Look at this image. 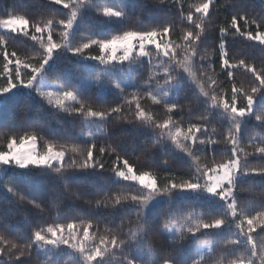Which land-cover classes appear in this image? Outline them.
I'll return each mask as SVG.
<instances>
[{
    "label": "snow or ice",
    "instance_id": "snow-or-ice-1",
    "mask_svg": "<svg viewBox=\"0 0 264 264\" xmlns=\"http://www.w3.org/2000/svg\"><path fill=\"white\" fill-rule=\"evenodd\" d=\"M51 2L69 10L66 18L49 19L43 23H33L25 14L10 13L0 18V29L13 36L28 38L34 42L33 47L39 46L38 59L35 63L30 60L22 61L17 58L15 51L8 52L6 35L0 34V55L4 60L3 69L0 71V78L4 80V83L0 84V97L4 98L2 103L15 100L18 92L13 96L9 94L13 89L23 88L28 90V95L34 94L42 103L46 102L57 114L62 113L69 117L82 116L96 123L97 131L100 133L105 132L107 122L119 117L137 130L142 129L155 136V142L150 146L146 145L145 152L163 149L165 145L174 146L193 160L194 171L188 179L180 182L175 178L167 179L161 186L151 171H137L134 165L120 154L118 144L97 148L94 137L85 143L83 149L75 145L68 148L66 145L48 143L46 151L41 153L37 151L38 131L34 130L24 135L10 134L6 141V149L0 150V169L5 166H14L9 169L12 171L16 168L28 169L29 172L39 169L40 175L55 174L59 180H65L69 171L73 175L79 172L87 173L89 170H103L105 163L102 158L107 153L115 155L111 169L114 176L119 180L134 182L139 187L128 194L105 195L103 199L95 200L96 208L131 209L126 231L124 218H121L117 226L120 231L108 228L107 235H100L98 229L93 231L92 221L81 222L79 226L75 222L49 223L46 226H37L29 231L26 237L22 232L11 233L9 225L0 224V264H25L24 258L31 257L33 251L42 252L47 257L44 264H58L55 257L59 255L69 256L71 264H112L117 255L121 258V264H144L141 253L151 234L149 214L160 202L169 206L166 222L159 229L167 245V251L155 264H212L216 255L215 247L206 245L205 251L198 250V258L192 259L191 262L185 258V248L188 242H199L205 233L215 235L226 229L235 231L224 240V258L218 264H264V244L257 243V234L264 235V207L255 215H251L241 208L238 196V190H247L240 188L244 178H264V164L253 166L249 163L250 157H258L264 161V139L256 142L257 138L254 137L250 140V146L254 149L252 152H246L240 143L243 128L247 126L249 120L254 119L258 126L264 129V69L258 70L245 59L230 63L226 42L223 40L228 34V28L221 27L220 63L222 70H226L227 77L232 82L230 96L217 92V80L213 77L209 76L207 81L196 77L194 64L204 34L203 18L209 15L210 7L215 0H202L193 11L184 16L188 24L198 31H186L182 37L184 41L182 46L169 38L173 25L166 19L150 29L124 30L122 34L111 38L94 34L77 42L74 39V26L82 23V10L90 9L100 18V25L107 23L110 26L122 25L127 19L126 12L106 3L97 5L94 0ZM166 2L167 0H159L160 4ZM172 2L176 4L178 0ZM238 19L243 20L245 26H248L247 16L237 14L232 16L229 27L248 40L258 41L264 45L262 24L252 21L256 27L253 34L252 31H241ZM57 27L59 40L54 39ZM149 46H152L151 49ZM93 48L98 49V54H88ZM66 54L91 61L98 66L94 79L91 74L86 78L77 77L80 86L97 92L108 89L114 92L122 103L96 110L91 104H86L79 98L81 93L75 86L64 83L56 91L46 90V77L55 72L60 63V56ZM154 57L163 71L153 72L146 81L148 87L142 94L139 91L133 92L129 99L128 89L138 87L130 75L133 65L142 64L145 59L151 64ZM199 59L203 61L205 57L200 56ZM115 66H121V70L128 73L129 78L121 80L110 73L109 69ZM241 68L251 73L253 78L248 89L237 87L234 83V70ZM187 78H191L198 89L197 100L208 105L209 111L219 110L230 125L223 139L229 152L228 158L221 159L218 163L214 160L212 164L204 167H201L199 157L195 155L196 150L211 148L221 141L213 138L202 139L198 135L207 134L206 123L187 121V126L184 127V122L176 119L177 112L183 111L181 104L168 99L169 92L179 88L181 82ZM101 99L102 97L98 96L97 102ZM142 101L162 106L164 117L158 118L146 110ZM125 112L128 115H121ZM199 119L205 121L207 117L201 116ZM88 135L92 136V133ZM69 152L74 155L70 156ZM76 156L79 159H76ZM164 163L167 164L168 161L165 160ZM7 191L13 196L18 195L15 187H8ZM202 194H208L210 200L215 198L216 203H221L222 211L218 212L216 218L208 221L203 219L193 221L191 217H183L181 222V202L190 196ZM25 199L24 195H20V201ZM27 202L43 211L42 204L35 199H28ZM131 215H134V221ZM3 233L14 235L15 239H9ZM241 247L246 250V255L235 254Z\"/></svg>",
    "mask_w": 264,
    "mask_h": 264
},
{
    "label": "trees",
    "instance_id": "trees-1",
    "mask_svg": "<svg viewBox=\"0 0 264 264\" xmlns=\"http://www.w3.org/2000/svg\"><path fill=\"white\" fill-rule=\"evenodd\" d=\"M97 5L108 4L115 6L126 12L127 19L122 25H100V18L93 12L82 10V23L74 26L77 42L87 39L88 36L98 34L107 38L122 34L124 30H142L154 27L158 22L166 19L173 25V31L169 37L175 44L182 46L183 34L188 30L198 31L184 19L189 11H193L195 6L202 0H178L173 4L172 0L160 4L159 0H94ZM181 8L183 15H181ZM10 13L25 14L33 23H43L49 19L59 20L66 18L69 14L68 9L62 5H56L51 0H0V18L6 17ZM245 15L249 20L248 26H245L243 20L238 19V26L241 31L256 32L255 20L262 24L261 30L264 31V0H215L210 7L209 15L203 18L204 34L198 49V56L194 64L196 77L202 81H207L211 76L217 80V92L227 93L230 96L232 82L227 77L226 70H222L220 63L219 44L221 43L220 28H228V34L223 37L226 42V48L230 63H237L240 59H245L249 64L254 65L258 70L264 69V45L258 41L248 40L245 36L236 33L235 29L229 27L233 15ZM195 19V17H194ZM199 22V21H198ZM5 34L8 52L15 51L17 58L30 60L32 63L38 59V48L26 37L13 36ZM54 39L59 40V28H56ZM152 46H149L151 49ZM180 51V49H177ZM88 54H98V49L93 48ZM200 56L205 57L203 61ZM4 60L0 55V71H2ZM210 65V67H209ZM11 67V66H10ZM163 71L157 64L154 57L151 64L147 59L142 64L133 65V71L130 73L137 88H129V99L131 93L139 91L141 94L148 87L146 81L149 76L156 71ZM98 66L93 62L73 56L71 54L61 55L60 63L57 65L54 73L46 77V82L54 86V91L59 89L61 84L67 83L77 87L81 93L80 99L86 104H91L96 110H103L108 106H115L116 103H122V100L110 92L108 89L99 92L80 86L77 77L86 78L90 74L95 78ZM110 73L121 80L129 78L128 73L121 70V66H115L109 69ZM251 73L244 69L234 70V83L237 87L248 89L252 83ZM4 80L0 78V84ZM198 89L193 84L191 78L181 82L179 88L172 89L169 92L168 99L178 101L182 112H177L176 119L182 120L186 127L187 121L206 123L208 132L205 135L199 134L202 139L213 138L221 141L211 148H198L195 155L199 157L201 167L220 162L221 159H227L229 152L223 143L229 128L228 121L220 114L219 110L209 111V106L200 103L196 98ZM17 93L9 94V96ZM102 99L97 102V97ZM3 97H0V150L6 149V141L10 134L24 135L31 131H38L37 151H46L47 144L66 145L68 148L78 146L81 149L86 142L96 138L97 148L107 147L108 144H118L120 154L134 165L137 171H151L162 186L167 179L175 178L177 182L188 179L194 171V163L179 149L174 146L165 145L163 149H154L152 152H145L146 145L150 146L155 142V136L145 130H137L131 124L124 122L119 117L112 118L105 126V132L96 136H85L87 132H92L96 123L82 116L69 117L66 114H57L46 102H41L38 97L18 92V96L10 103H2ZM143 106L149 112H152L158 118H163L165 113L162 106L152 105L150 101H142ZM121 115H128L127 112ZM201 116L207 117L202 121ZM131 118V117H129ZM213 129L215 131H213ZM257 138L256 142L264 139V129L260 128L254 119L249 120L247 126L243 128L241 137V147L246 152L254 151L250 146V140ZM69 155H74L69 152ZM79 159L78 156L75 157ZM105 163L103 170H89L87 173L79 172L71 174L66 173L65 180H59L55 174L40 175L39 169L29 172L28 169L9 170L0 169L2 177L0 180V224L9 225L11 233L22 232L26 237L29 231L37 226H46L49 223H67L75 222L79 226L81 222L92 221L93 231L99 230L100 235H107L106 229L120 231L117 227L121 218H124V230L129 224L131 209L123 208L113 210L112 208H96L95 200L103 199L105 195H124L134 192L138 186L127 181L119 180L112 172L115 155L105 154L102 158ZM168 163L165 164L164 161ZM250 165L256 166L264 164V161L257 158H249ZM122 167V162L120 164ZM30 175V176H29ZM264 178L252 177L244 178L238 190L239 202L241 208L247 213L255 215L264 207ZM8 187H15L18 195L13 196L7 191ZM20 195L26 199L20 201ZM28 199H35L42 204L43 211L36 209L29 204ZM182 217H191L192 220L203 219L205 221L216 218L218 212L222 211V204L216 203L215 198L208 194L199 196H190L180 204ZM168 205L160 202L150 213L151 234L148 237V243L144 245V251L141 253L144 264H155L156 261L167 251V245L159 229L166 222ZM134 221V215H131ZM134 226V224H133ZM234 229H226L223 232H217L215 235L205 233L204 237L197 242H188L185 248V258L191 262L198 258V250L201 247L210 245L215 247L216 255L212 264H218L222 260L225 239L232 236ZM9 239H15L14 235L3 233ZM19 242V241H17ZM257 243L264 244V235L257 234ZM236 255H246V250L241 249ZM58 264H71V259L67 255L56 256ZM25 264H44L47 257L38 251H33L31 257L24 258ZM112 264H121V258L117 255Z\"/></svg>",
    "mask_w": 264,
    "mask_h": 264
},
{
    "label": "rangeland",
    "instance_id": "rangeland-1",
    "mask_svg": "<svg viewBox=\"0 0 264 264\" xmlns=\"http://www.w3.org/2000/svg\"><path fill=\"white\" fill-rule=\"evenodd\" d=\"M0 32H1V33H6L5 30H3V29H0ZM45 88H46V90L54 91V90H53V89H54V86H53V85H49L46 81H45ZM17 92L25 93V94L28 95V90L23 89V88H21V89H19V90H17V89H13L12 93H10V94L17 93ZM31 96H34V94L31 95ZM94 127H95V128H94V130H93L92 132L89 131V132H87L86 134H83V135H85V136H87V137H89L88 133H92V135H94V136L98 135L99 132L97 131V125L94 126ZM8 167H10V166H5L4 169H6V168H8ZM12 167H14V166H12ZM17 169H19V168H17ZM21 170H23V169H21ZM1 177H2V173H0V180H1ZM127 182L132 183V184H134V185H136V186L139 187V185L135 184L134 182H131V181H127ZM207 246H210V245H207ZM203 251H205V246L201 247L200 250H199V252H203Z\"/></svg>",
    "mask_w": 264,
    "mask_h": 264
}]
</instances>
